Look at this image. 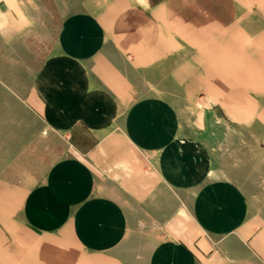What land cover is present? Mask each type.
<instances>
[{"label":"crops","instance_id":"crops-1","mask_svg":"<svg viewBox=\"0 0 264 264\" xmlns=\"http://www.w3.org/2000/svg\"><path fill=\"white\" fill-rule=\"evenodd\" d=\"M66 2L26 90L0 78V264H264V210L196 122L264 133V0ZM30 19L0 0V44ZM36 132L64 150L23 172L52 154Z\"/></svg>","mask_w":264,"mask_h":264},{"label":"rangeland","instance_id":"rangeland-1","mask_svg":"<svg viewBox=\"0 0 264 264\" xmlns=\"http://www.w3.org/2000/svg\"><path fill=\"white\" fill-rule=\"evenodd\" d=\"M23 1L31 15V28L29 36L20 37L21 42L0 44V78L9 81L3 84V91H14V88L26 90L28 79L52 51L63 16L73 7L69 2L64 3V0ZM28 37L29 45L26 44ZM19 114V130L14 135L19 140H25L27 133L24 127L36 124L21 105ZM196 118V122L199 120L210 126L205 138L210 140L215 172L240 183L248 194L252 209L258 207L264 210V164H261L264 159V133L235 131L230 122L218 113L203 119ZM35 139L49 140L52 154L29 165L19 164L18 167L23 172L43 170L46 161H52L64 150L62 138L53 132H44V135L36 132Z\"/></svg>","mask_w":264,"mask_h":264}]
</instances>
